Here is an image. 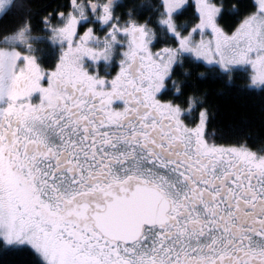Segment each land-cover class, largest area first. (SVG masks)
I'll return each mask as SVG.
<instances>
[{"label":"flooded vegetation","instance_id":"flooded-vegetation-1","mask_svg":"<svg viewBox=\"0 0 264 264\" xmlns=\"http://www.w3.org/2000/svg\"><path fill=\"white\" fill-rule=\"evenodd\" d=\"M35 57L34 66L14 64L5 79L11 94L0 92L3 189L11 173L32 185L33 200L49 201L50 214L76 208L74 237L93 233L107 248L166 245L155 264H264V154L214 144L161 99L136 57L110 81ZM145 184L171 200V221L131 245L103 237L92 214L121 188Z\"/></svg>","mask_w":264,"mask_h":264},{"label":"rangeland","instance_id":"rangeland-1","mask_svg":"<svg viewBox=\"0 0 264 264\" xmlns=\"http://www.w3.org/2000/svg\"><path fill=\"white\" fill-rule=\"evenodd\" d=\"M10 1L0 0V15ZM87 1L75 0L74 7L63 16L59 27H51L49 41L59 47V70L63 72L81 65L92 73H101L107 81L113 79L108 74L111 70L118 71L122 66L124 69L120 73L124 74L137 54L136 65L145 69L153 89L162 90L173 67L180 61L179 54H182L223 71L250 69L249 86L255 89L264 87V0H255L256 12L243 19L230 34L217 21L222 8L218 0H162L164 16L161 23L179 44L177 48L164 46L157 49L152 47L154 36L145 24H110L108 14H104L109 9L105 0ZM190 3L195 6L198 23L192 27L186 22L178 24L175 16ZM76 13L82 21L87 16L101 20L98 28L102 34L95 32L92 23L82 34H77L79 21ZM41 39L22 29L1 41L0 70L3 68L4 73L0 75V92L3 96L11 94L5 89L8 88L5 79L11 77L14 64L17 63L18 68L27 63L35 65L32 43ZM76 49L81 50L78 56ZM205 124L206 113L202 112L199 130H203ZM6 179L7 189H3L4 183L0 181V236L10 244L31 246L46 264H155L158 262L156 255L163 262L166 245H161L160 251L151 244L139 248H107L93 233L87 235L83 232L74 237L72 228L79 223L78 214L73 215L76 208L61 206V211L52 215L46 198L41 195L40 200H33L32 185L29 187L11 173H7ZM83 242L89 243L87 247L82 245Z\"/></svg>","mask_w":264,"mask_h":264},{"label":"trees","instance_id":"trees-1","mask_svg":"<svg viewBox=\"0 0 264 264\" xmlns=\"http://www.w3.org/2000/svg\"><path fill=\"white\" fill-rule=\"evenodd\" d=\"M74 1L11 0L10 5L0 15V43L5 37L26 29L32 36L43 38L32 43L34 50L32 55L36 54L35 58L42 66L47 68L57 66L60 63L61 52L58 46L49 41L51 27H59L63 16L74 7ZM105 1L109 9L104 14H108L110 24H145L153 33L154 49L164 46L178 47L177 39L171 36L161 23L164 16L162 0ZM218 2L222 7L218 22L229 34L243 19L257 10L255 0ZM75 16L79 21L77 34H82L91 23L94 24L95 32L102 34V30L98 28V25L102 24L101 20L96 21L95 17L87 16L82 21L78 13ZM175 20L178 24L186 22L191 27L196 25L199 17L195 6L190 3L175 16ZM179 58L180 61L173 67L166 80V89L162 92L161 99L178 106L193 119V122L198 123V126L200 116L205 112L204 130L207 138L214 144L229 147L236 152L238 148H245L254 153L264 154V87L255 89L249 86L250 69L236 68L223 71L217 66H207L189 55L179 54ZM120 68L124 69L122 66ZM115 71L116 69L108 73L117 74ZM120 72L117 77L122 74ZM0 264L46 263L31 246L10 244L0 236Z\"/></svg>","mask_w":264,"mask_h":264},{"label":"water","instance_id":"water-1","mask_svg":"<svg viewBox=\"0 0 264 264\" xmlns=\"http://www.w3.org/2000/svg\"><path fill=\"white\" fill-rule=\"evenodd\" d=\"M105 209L91 216L95 228L110 241L129 245L144 236L147 227L171 221V200L159 189L135 185L120 189Z\"/></svg>","mask_w":264,"mask_h":264}]
</instances>
